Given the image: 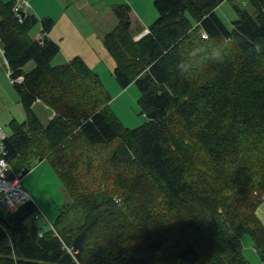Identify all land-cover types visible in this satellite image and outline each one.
Listing matches in <instances>:
<instances>
[{
  "label": "trees",
  "instance_id": "obj_1",
  "mask_svg": "<svg viewBox=\"0 0 264 264\" xmlns=\"http://www.w3.org/2000/svg\"><path fill=\"white\" fill-rule=\"evenodd\" d=\"M224 1L235 0H154L139 39L130 5L114 7L103 42L146 116L129 128L82 57L54 62L51 18L0 0V44L26 113L3 141L7 175L45 160L67 195L45 232L29 222L34 201L0 211V264H252L246 234L264 264V0H248L255 14L234 4L232 28L216 12Z\"/></svg>",
  "mask_w": 264,
  "mask_h": 264
},
{
  "label": "rangeland",
  "instance_id": "obj_2",
  "mask_svg": "<svg viewBox=\"0 0 264 264\" xmlns=\"http://www.w3.org/2000/svg\"><path fill=\"white\" fill-rule=\"evenodd\" d=\"M3 1L6 2L8 0ZM234 4L241 9H247L254 14L256 13L248 0H235L234 2L224 1L216 8V12L229 28H232V22L238 18ZM34 65V61H30L25 66V70H30ZM114 81L116 85H120L116 78ZM120 88L122 87L120 86ZM114 89L115 88H113V90ZM112 93L115 94V91ZM140 95V90L135 83L129 85L125 91L119 90V93L111 95L113 98L110 103V108L126 127L135 128L146 121V116L141 114L138 103ZM19 97L16 88L9 78L7 63H5L4 58L0 56V131L4 132L6 135L11 133L10 121L12 119L23 121L26 118V113L20 103ZM34 111L43 122L48 121L50 110L44 108L41 102L36 104ZM31 167L30 172L23 178V185L31 193L34 202L38 206V211L35 214L38 218L35 219L34 215L29 222H32L34 219L35 224L45 232L48 231L47 228L51 226L49 220L53 224L56 222L58 215L61 213L66 203L67 195L56 171L48 162L45 160L41 162L40 160H36L32 162ZM17 173H20V171H17ZM8 174L10 176V173ZM10 193V190L3 191L2 196H0V211L14 210L7 202L4 203L2 201L3 197H9ZM257 214L264 222V200L258 206ZM242 243L243 254L246 258H248L252 264H261L260 255L249 234L244 235Z\"/></svg>",
  "mask_w": 264,
  "mask_h": 264
},
{
  "label": "crops",
  "instance_id": "obj_3",
  "mask_svg": "<svg viewBox=\"0 0 264 264\" xmlns=\"http://www.w3.org/2000/svg\"><path fill=\"white\" fill-rule=\"evenodd\" d=\"M28 2L29 12L37 15L39 19L53 20L48 37L60 45V52L54 58L56 64H63L75 56H80L98 73L111 95L119 93V90H126L120 88L114 81L113 69L116 62L106 48L103 36L118 23L114 7L128 4L133 11L132 32L135 39L140 38L149 31V26L158 17L154 0H28ZM41 30V26L38 27L33 37L40 38ZM0 47L3 49L1 44ZM1 49L0 56L7 63ZM114 91L115 94L112 93ZM51 114L50 111L49 118Z\"/></svg>",
  "mask_w": 264,
  "mask_h": 264
},
{
  "label": "built area",
  "instance_id": "obj_4",
  "mask_svg": "<svg viewBox=\"0 0 264 264\" xmlns=\"http://www.w3.org/2000/svg\"><path fill=\"white\" fill-rule=\"evenodd\" d=\"M15 10H24L27 11L29 7L28 0H19L16 1L15 4ZM204 38H207L208 35L202 34ZM1 49V47H0ZM2 53L3 50L1 49ZM7 137V135L0 131V196H2L3 191L10 190V196L9 197H3V202L6 203L12 208L16 209L20 205L28 202V201H34L29 191H27L23 187V174L20 172L17 177L14 179H10L7 175L10 166L6 159V152L3 145L4 139ZM50 225H52L51 222H49Z\"/></svg>",
  "mask_w": 264,
  "mask_h": 264
},
{
  "label": "water",
  "instance_id": "obj_5",
  "mask_svg": "<svg viewBox=\"0 0 264 264\" xmlns=\"http://www.w3.org/2000/svg\"><path fill=\"white\" fill-rule=\"evenodd\" d=\"M21 14H23V15H24V14H25V12H24V11H22V12H21ZM145 34H146V33H144L143 35H145ZM143 35H142V36H143ZM142 36H141V37H142ZM141 37H140V38H141ZM138 39H139V38H138Z\"/></svg>",
  "mask_w": 264,
  "mask_h": 264
},
{
  "label": "clouds",
  "instance_id": "obj_6",
  "mask_svg": "<svg viewBox=\"0 0 264 264\" xmlns=\"http://www.w3.org/2000/svg\"><path fill=\"white\" fill-rule=\"evenodd\" d=\"M219 59H222V57H220Z\"/></svg>",
  "mask_w": 264,
  "mask_h": 264
}]
</instances>
